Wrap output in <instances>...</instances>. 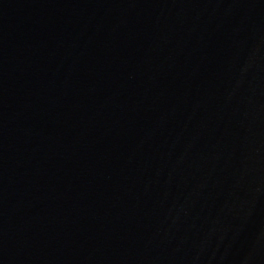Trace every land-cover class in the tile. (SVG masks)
<instances>
[{"label": "water", "instance_id": "95a60500", "mask_svg": "<svg viewBox=\"0 0 264 264\" xmlns=\"http://www.w3.org/2000/svg\"><path fill=\"white\" fill-rule=\"evenodd\" d=\"M0 264H264V0H0Z\"/></svg>", "mask_w": 264, "mask_h": 264}]
</instances>
